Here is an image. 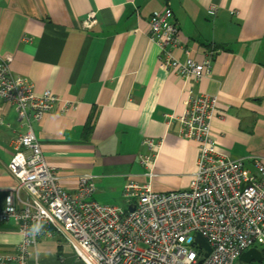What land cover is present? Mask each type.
I'll return each mask as SVG.
<instances>
[{
	"label": "crops",
	"instance_id": "0c3cea01",
	"mask_svg": "<svg viewBox=\"0 0 264 264\" xmlns=\"http://www.w3.org/2000/svg\"><path fill=\"white\" fill-rule=\"evenodd\" d=\"M166 11L178 27V60L202 62L213 52L207 77L185 82L161 67L147 20ZM90 13L99 31L83 26ZM0 59L32 81L36 93L49 89L60 98L31 124L59 184L70 192L85 173L94 176L92 198L107 205L121 202L131 179L158 192L186 188L199 145L176 135L179 122L168 125L164 114L184 112L189 86L217 96L211 133L228 159L242 158L256 175L255 159L264 160V0H0ZM25 130L15 106L1 100L0 207L16 185L8 164ZM145 137L162 139L153 179L138 161L147 152ZM21 240L17 223L0 222V254L14 253ZM29 252L31 264L34 258L78 263L61 236H42Z\"/></svg>",
	"mask_w": 264,
	"mask_h": 264
},
{
	"label": "built area",
	"instance_id": "2783aa9c",
	"mask_svg": "<svg viewBox=\"0 0 264 264\" xmlns=\"http://www.w3.org/2000/svg\"><path fill=\"white\" fill-rule=\"evenodd\" d=\"M216 7L210 8L215 14ZM83 26L100 30L93 13ZM151 41L160 47L161 67L174 71L185 82L198 81L211 73L212 51L202 62L178 60V27L170 14L156 12L147 20ZM184 112L165 113L168 125L179 122L176 135L199 145L196 170L186 188L158 192L150 182L129 180L122 200L107 205L92 198L94 176H79L73 192L59 184L32 128V119L60 102L56 93H36L29 79L14 75L10 61L0 59V101L12 103L26 130L16 140V152L8 164L16 182L14 191L0 207V222L17 223L22 240L14 253L0 254V264H31L30 248L42 236H61L72 248L77 264H236L242 252L264 246V160L255 159L258 174L240 159H228L215 144L211 123L218 115L216 95L186 87ZM66 101L62 112H68ZM162 139L145 137L146 153L138 155L145 176L156 177L154 156ZM21 192L26 195L23 197ZM16 200V201H15ZM133 208V209H132ZM201 234L211 250L196 242ZM262 251V250H261ZM34 264H44L34 258Z\"/></svg>",
	"mask_w": 264,
	"mask_h": 264
},
{
	"label": "water",
	"instance_id": "95a60500",
	"mask_svg": "<svg viewBox=\"0 0 264 264\" xmlns=\"http://www.w3.org/2000/svg\"><path fill=\"white\" fill-rule=\"evenodd\" d=\"M133 209V208H132ZM196 242L206 250L205 256H207L211 250L209 244L201 234L196 235ZM263 259L262 251L256 247H251L248 250L241 253L236 264H249L252 262H261Z\"/></svg>",
	"mask_w": 264,
	"mask_h": 264
},
{
	"label": "trees",
	"instance_id": "16d2710c",
	"mask_svg": "<svg viewBox=\"0 0 264 264\" xmlns=\"http://www.w3.org/2000/svg\"><path fill=\"white\" fill-rule=\"evenodd\" d=\"M262 250V254H263V259L261 262H253L254 264H263L264 262V249H261Z\"/></svg>",
	"mask_w": 264,
	"mask_h": 264
},
{
	"label": "rangeland",
	"instance_id": "374dc122",
	"mask_svg": "<svg viewBox=\"0 0 264 264\" xmlns=\"http://www.w3.org/2000/svg\"><path fill=\"white\" fill-rule=\"evenodd\" d=\"M258 247H260V248H264V246H262V245H260V244H256ZM240 264V263H239ZM241 264H243V263H241ZM249 264H254L253 262L252 263H249ZM263 264H264V262H263Z\"/></svg>",
	"mask_w": 264,
	"mask_h": 264
}]
</instances>
